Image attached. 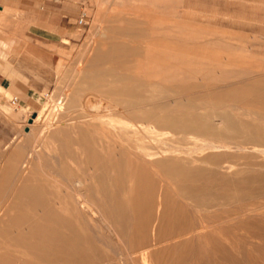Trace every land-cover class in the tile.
Listing matches in <instances>:
<instances>
[{
  "label": "rangeland",
  "instance_id": "374dc122",
  "mask_svg": "<svg viewBox=\"0 0 264 264\" xmlns=\"http://www.w3.org/2000/svg\"><path fill=\"white\" fill-rule=\"evenodd\" d=\"M0 1L4 9L0 12L2 27L8 28L15 22V18L25 16L24 12L13 7L15 0ZM29 1L23 0V3L27 4ZM75 2L78 3L79 8L76 18L73 19L74 28L66 32L62 41L51 42L42 39L45 43H42L43 48L37 50L38 60L35 61H30L25 51L21 52L22 60L27 62V67L39 73L40 84L47 86L46 90H42L43 98L38 108L35 112L29 113L20 111L18 106L11 104L3 107L8 122L13 125V130L7 129V141L0 142V221L2 222L0 252L18 254L14 245L5 239L1 229L2 224L10 217L14 197L20 190L41 185L44 190L56 191L62 197L66 191L69 192L75 186V181L78 179L85 181L86 185H97V182L88 175L92 170L86 172L88 165L78 143L80 131L95 129L90 123V117L86 115L96 113V100L102 89L96 83L98 74L88 70L91 64H105L110 71L107 75L109 80L114 78L112 72L115 71L117 64L121 63L125 66L120 70V72L124 71L121 72L122 78L128 82L132 77L131 73L135 70L140 82L161 79L168 88L176 86L193 88L192 91H169L159 99L154 98L151 102L153 107L155 103L173 100L184 104L205 102L206 97L224 91L230 86L243 84L249 79L264 75L261 71L264 67V0H76ZM82 9L84 10L81 12ZM81 13L88 16L85 25H80L78 22ZM50 39L58 38L50 37ZM24 42L22 41V47H25ZM152 53L157 57L151 58L149 55ZM231 54L236 55L232 62L228 57ZM102 55H107L108 58L102 59ZM173 55L177 57L174 58ZM9 60L15 62L16 58L10 57ZM132 64L135 67L130 69ZM158 64H162L160 74L157 72ZM253 70L258 71L257 76H253ZM87 80L96 83L97 86L94 84L91 86L93 88H85ZM105 94L106 92L103 95ZM110 99L109 97L108 100ZM72 101L77 105L70 109L69 104ZM258 103L261 101L255 96H250L232 102H223L219 106L205 105L194 111L219 112L222 109L232 108L231 110L239 115L243 122L250 123L257 120L258 124L264 126V111L257 109ZM262 104H264L263 100ZM150 107L153 111L156 110ZM179 110L185 109L173 107L164 110V113H177ZM35 113L36 118L30 124L29 119ZM83 114L86 117L76 119L73 123L72 118ZM109 114L115 120L127 119L112 111ZM214 122L217 126L222 125L218 117L214 118ZM150 125L156 130L149 134L152 139H145L151 141V145L146 142L147 148L153 152L166 150L170 154L157 153L154 158L146 160V165L152 176L172 194L176 186L167 181L161 168L156 165L158 160L205 158L215 154H225L218 161L210 158V164L196 165L210 167L211 170L216 169L226 177L210 182V186L212 185L210 196L218 198L231 195L235 200L231 208H236L242 203L250 206L253 203L264 204V142H254L256 146L252 143L237 146L227 140L229 144L226 151L214 152L207 148V145L211 142L219 144V138L197 134L184 136L182 133L160 128L155 123ZM26 127L29 128L28 131ZM120 128L119 123L109 126L113 134H118ZM64 130H67V133ZM162 131L166 135L162 134ZM254 147L262 152L254 151ZM71 149L74 155L68 154ZM226 163L232 164L233 168L222 167ZM85 176L87 181L84 179ZM242 180L244 183L239 182ZM186 202L193 203L190 199H186ZM189 210L198 222V214L191 207ZM218 214L220 216L210 215L211 220L223 216L221 211ZM254 216L250 215L243 220L239 229L235 228L234 222L219 225L220 231L218 230L216 234L220 249L216 250L215 244L211 242H196L181 264H264V208ZM14 230L13 228L11 231ZM99 244L105 251L113 249L117 253L122 252V244L118 245L117 241L114 245H108L100 239ZM141 259L139 254H133L124 264H145L143 259L141 263ZM148 264H152L151 261Z\"/></svg>",
  "mask_w": 264,
  "mask_h": 264
},
{
  "label": "bare ground",
  "instance_id": "6f19581e",
  "mask_svg": "<svg viewBox=\"0 0 264 264\" xmlns=\"http://www.w3.org/2000/svg\"><path fill=\"white\" fill-rule=\"evenodd\" d=\"M106 56L102 55L101 58ZM149 56L157 57L154 53ZM228 57L232 62L236 55L231 54ZM161 65L158 64V74L162 72ZM123 67L125 66L121 63L117 64L112 72V80L107 78L110 71L105 64L93 63L88 68L91 73L98 74L96 83L102 89L96 100V113L86 115L90 117V123L95 129L80 131L78 143L88 165L86 172L92 170L88 175L97 185H86L85 181L76 179L75 186L62 197L56 191L44 190L41 185L20 190L14 197L10 217L2 224L1 229L5 239L14 245L18 254L0 252V264H124L133 254H139L145 264L150 261L152 264H181L196 242H211L215 244L216 250L220 249L216 234L220 229L219 225L234 222L235 228L239 229L243 220L250 215L256 216L263 210L264 204L257 203L251 206L242 203L236 208H231L235 202L231 195L218 198L210 196V182L226 177L216 169L196 165L210 164V158L218 161L225 154L205 158L158 160L156 165L161 168L167 181L176 186L172 194L152 176L146 165V160L154 158L155 154L168 155L170 152L150 151L146 142L151 141L145 139H152L149 134L155 132L156 128L150 124L155 123L160 128L170 129L184 136L197 134L219 138V144L211 142L207 145V148L214 152L226 151L229 144L227 140L237 146H244L246 143L256 146L254 142H264V126L258 124L257 120L243 122L232 108L219 112L194 111L205 105L219 106L223 102L250 96H255L261 101L257 104V109L264 111V75L249 79L243 84L230 86L206 97L205 102L188 101V104H184L173 100L155 103L153 107L151 102L154 98L159 99L169 91H192L193 88H168L161 79L140 82L135 70L128 82L122 78L123 70H120ZM134 67L132 64L130 69ZM261 71L264 73V67ZM252 73L257 76L258 71L253 70ZM96 83L94 84L97 86ZM94 84L87 80L85 88ZM76 105L77 103L72 101L69 108ZM150 106L156 110L153 111ZM173 107L185 110L164 113V110ZM110 111L127 119L115 120L109 114ZM86 116L83 114L71 120L75 123L76 119ZM215 117L220 118L221 126L215 124ZM116 123L121 125L120 132L113 134L109 126ZM64 131L67 133V130ZM162 134L166 135L163 131ZM253 150L262 152L257 147ZM68 154L74 155L72 149ZM222 167L232 169L233 165L226 163ZM84 179L88 180L86 176ZM239 182L244 183V180ZM186 199L193 203H187ZM188 207L198 214V222L192 217L193 213ZM220 211L223 216L211 220L210 215L220 216ZM13 228L15 230L11 231ZM100 239L108 245H114L117 241L118 245L122 244V252L117 253L113 249L105 251L99 244Z\"/></svg>",
  "mask_w": 264,
  "mask_h": 264
},
{
  "label": "crops",
  "instance_id": "0c3cea01",
  "mask_svg": "<svg viewBox=\"0 0 264 264\" xmlns=\"http://www.w3.org/2000/svg\"><path fill=\"white\" fill-rule=\"evenodd\" d=\"M15 1L13 7L25 16L15 18L8 28L0 25V142L7 141V129L13 130L3 107L16 97L18 110L35 112L43 98L42 90L47 89L46 85L40 84L39 73L32 71L22 60L21 52L25 51L30 61L38 60L37 50L45 40L62 41L66 32L74 28L73 19L79 8L76 0H30L27 4L23 0ZM3 10L1 6L0 12ZM22 41H25V47H22ZM10 57H15L16 61L10 62Z\"/></svg>",
  "mask_w": 264,
  "mask_h": 264
},
{
  "label": "built area",
  "instance_id": "2783aa9c",
  "mask_svg": "<svg viewBox=\"0 0 264 264\" xmlns=\"http://www.w3.org/2000/svg\"><path fill=\"white\" fill-rule=\"evenodd\" d=\"M87 18H88V16H87L85 13H83V14L81 15L79 21H78L79 24H80V25H85V24H87ZM11 104L14 105V106H17V104H18V99H17L16 97L13 98V99L11 100Z\"/></svg>",
  "mask_w": 264,
  "mask_h": 264
},
{
  "label": "water",
  "instance_id": "95a60500",
  "mask_svg": "<svg viewBox=\"0 0 264 264\" xmlns=\"http://www.w3.org/2000/svg\"><path fill=\"white\" fill-rule=\"evenodd\" d=\"M35 117H36V113L33 114L32 117L29 119V123H33Z\"/></svg>",
  "mask_w": 264,
  "mask_h": 264
}]
</instances>
